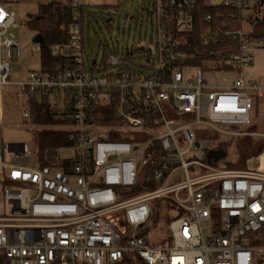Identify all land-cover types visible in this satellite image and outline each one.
<instances>
[{"label": "built area", "instance_id": "1", "mask_svg": "<svg viewBox=\"0 0 264 264\" xmlns=\"http://www.w3.org/2000/svg\"><path fill=\"white\" fill-rule=\"evenodd\" d=\"M61 1L75 13L68 41L52 52H77L75 65L30 70L27 81L13 83L10 62L21 57L13 31L19 23L0 4V125L10 84L23 117H29L28 99L43 95L72 107L66 115L72 119L70 155L61 151L57 163L38 166L31 144L0 139V187L15 215H0V263L135 264L139 257L146 264H264V151L245 168H231L229 160L226 168L219 165L227 156L223 138L264 137V86L243 73L253 61V45L263 40H250L242 29L227 31L239 40L231 54L238 75L215 86L196 68L190 80L164 62L178 57L169 45L182 38L169 37L158 0L153 66L145 57L139 69L129 67L113 53L105 64L117 71L91 73L78 20L96 0ZM206 2L246 8L245 0ZM193 3L169 0L178 9L168 15L177 32L192 27ZM110 104L114 122L102 124L99 117L109 116ZM150 182L155 187L146 190ZM156 200L162 211L153 223Z\"/></svg>", "mask_w": 264, "mask_h": 264}, {"label": "trees", "instance_id": "2", "mask_svg": "<svg viewBox=\"0 0 264 264\" xmlns=\"http://www.w3.org/2000/svg\"><path fill=\"white\" fill-rule=\"evenodd\" d=\"M157 1H155L154 12H156ZM160 2L166 13L164 20L169 23L167 26L169 37L182 38V42L178 46L169 45V53L174 52L178 57L173 60L169 56L164 58L165 64H168L172 68L182 70L188 67L199 68L204 73L235 71L236 66L231 61V54L238 50L239 40L226 32L242 29L245 22L250 24V29L246 32L244 31L249 39L254 41L258 39L263 40L264 45V0H260L254 6L252 13L246 19H244L243 15L244 9H239L232 4L212 5L207 3L206 0H194L193 7L190 10L192 27L182 32L176 31L173 17H168V15L177 13L178 9L170 5L169 0H160ZM74 13L75 10L68 2L51 0L48 3L39 4L37 11L26 20L29 29L34 32V38L36 36H41L42 38V41L38 43L41 53L40 70L56 72L75 65L74 55L77 52L59 55H55L52 52V47L55 44L68 41L69 29L73 23ZM99 18L100 15L89 8H84L80 12L78 21L81 25V51L83 53L86 43L85 33L86 31H90L92 19L98 20ZM111 20H107L109 25L111 24ZM208 33H216L217 37L213 40L208 39ZM138 50L143 51V49ZM113 53H116V50L110 48L106 43L104 62L97 64L94 61L92 65L89 64L87 66L88 57L84 55V66L91 73H105L109 67L105 64V60ZM131 53H128L127 58L132 56ZM181 54L183 55L181 56ZM142 57H148L152 63L150 66H153V52L145 54ZM125 61L127 63V60ZM40 98L39 100L35 97L29 98L26 105L29 110V117H32L39 126L35 129L33 150L37 165L43 166L57 163L61 158L60 152L71 145L67 126L72 123V119L66 115L71 114L72 107L66 100L61 108L55 104L52 105L49 95H43ZM114 109L115 105L110 104L106 109L109 116H101L99 117V121L102 124L114 122ZM262 128H264V124H262ZM111 139L116 140L121 138L117 135H112ZM237 141V160L228 163V166L231 168H245L249 159L257 157L264 151V137L245 136ZM145 170L151 176L149 169ZM154 187L155 184L150 182L149 186L145 189L150 190ZM153 204L152 222L157 223L161 217L162 205L158 200L154 201ZM135 264L146 263L138 257L135 260Z\"/></svg>", "mask_w": 264, "mask_h": 264}, {"label": "rangeland", "instance_id": "3", "mask_svg": "<svg viewBox=\"0 0 264 264\" xmlns=\"http://www.w3.org/2000/svg\"><path fill=\"white\" fill-rule=\"evenodd\" d=\"M40 0H20L5 3L6 9L15 14L19 27L14 29L16 40L20 44L21 57L10 62V81H27L30 70L41 69V53L35 50L34 32L29 29L26 20L35 13L37 2ZM156 0H96L88 6L90 10L98 13V20L92 19L90 31H86L84 55L88 57L87 66L93 62L101 64L105 59V44L116 50L117 55L123 56L127 64L139 69L141 64L146 63L147 52H155L157 42L158 17L154 12ZM35 2V5L25 3ZM108 19L111 24L107 23ZM138 49H143L138 50ZM132 56L128 57V53ZM119 67L109 66L108 71H117ZM185 78L195 80L196 68L188 67L183 70ZM204 73V72H203ZM210 73H204L206 81H220V77H211ZM41 99L40 97L37 100ZM51 104L63 107L64 99L50 98ZM60 111V110H59ZM39 126L32 117H23L17 103V90L13 84L7 86L6 94V119L0 125V139L7 143H29L34 147L35 129ZM220 138V137H218ZM217 139V138H216ZM226 140L227 156L219 164L226 168V162L237 160V140L240 138H223ZM63 156H69L67 148L62 150ZM10 157V156H9ZM261 160H264L261 159ZM7 216L12 215L11 206H7ZM165 231V225L163 226ZM154 238L158 236L153 235Z\"/></svg>", "mask_w": 264, "mask_h": 264}, {"label": "crops", "instance_id": "4", "mask_svg": "<svg viewBox=\"0 0 264 264\" xmlns=\"http://www.w3.org/2000/svg\"><path fill=\"white\" fill-rule=\"evenodd\" d=\"M15 2V0H0V4L6 8L4 5L5 3H11V2ZM16 1H20V0H16ZM51 0H40L37 2V4L35 2H30V3H25V4H29V5H35L38 8V5L41 3H48ZM260 0H245L246 2V8L243 10V15H244V19H246V17L252 13V10L254 8V6L259 2ZM8 10V9H7ZM37 11V9H36ZM35 11V12H36ZM250 29V24L246 23L244 24L242 30L243 31H248ZM253 61L250 65L246 66L243 69V73L244 75L249 79V80H253L255 82H257L259 85L264 86V45L262 46H255L253 45ZM210 78L213 77H220V81H211L209 82V84L211 85H227L230 84L233 79L238 75V71H231V72H212L209 74ZM264 100V97H263ZM262 100V105L264 106V101ZM7 210V205L5 204L4 200H3V194H2V190L0 187V215L3 213H6Z\"/></svg>", "mask_w": 264, "mask_h": 264}, {"label": "water", "instance_id": "5", "mask_svg": "<svg viewBox=\"0 0 264 264\" xmlns=\"http://www.w3.org/2000/svg\"><path fill=\"white\" fill-rule=\"evenodd\" d=\"M41 41H42L41 36H36V37L34 38V40H33L34 43H39V42H41Z\"/></svg>", "mask_w": 264, "mask_h": 264}, {"label": "bare ground", "instance_id": "6", "mask_svg": "<svg viewBox=\"0 0 264 264\" xmlns=\"http://www.w3.org/2000/svg\"><path fill=\"white\" fill-rule=\"evenodd\" d=\"M262 157L264 158V155H263V156H261L260 158H262ZM263 158H262V159H263Z\"/></svg>", "mask_w": 264, "mask_h": 264}]
</instances>
